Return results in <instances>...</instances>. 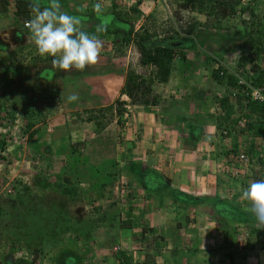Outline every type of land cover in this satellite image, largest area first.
Listing matches in <instances>:
<instances>
[{
  "label": "rangeland",
  "instance_id": "rangeland-1",
  "mask_svg": "<svg viewBox=\"0 0 264 264\" xmlns=\"http://www.w3.org/2000/svg\"><path fill=\"white\" fill-rule=\"evenodd\" d=\"M67 1L72 3V0ZM91 1L93 7L98 2L102 4L103 15L94 19V15L89 16L90 12L86 13L81 19L80 27L85 31L92 29L91 32L96 34V28L102 22L108 23V29H113L116 24L120 25L110 15L113 8L124 13L137 0ZM140 1L138 10L141 16L133 20L131 25L134 32L140 34L142 28H145L156 33L157 41L170 38L169 40L176 42L177 51L185 53L187 58L183 68L176 67L172 70L166 84L155 82L151 85V94L159 96V104L150 107L152 110L149 108V111L130 105L125 97L119 98L127 72H135L146 79L152 75L151 67L140 64L139 52L133 44L125 47L121 51L123 54L117 56L115 48L119 40L113 44L112 35L102 33L99 36L103 41V49L95 64L84 71L53 70V57L39 55L35 44L28 39L30 32H26L24 23L14 16V0H9L7 13L0 14V264H15L20 259L32 260L34 257L35 264H102L100 260L103 259H90V239L110 236L112 233H107L106 228L102 227L99 221L100 211L94 210L101 206L107 207L106 199L113 197L125 200L129 194L128 191L124 192L126 186L119 180L123 177L121 173L119 181H115L114 176L109 178L103 189L97 190L96 187L103 180L100 175H116L118 169L120 172L123 163L118 161L116 155L125 150L127 145V142L122 141L121 129L123 131L124 128L136 127L141 122L137 117L138 112H154L158 119L159 116L165 117V123L177 132L179 138H188L187 132L202 131L201 125L209 116L212 120L209 119L208 122H213L222 114L218 107L215 108L214 100L225 95L224 91L227 89L225 85H217L210 79L211 69L219 65H224L235 76L238 86L243 87L242 84L246 83L254 87L248 71L252 64H247L246 69L241 71L236 64L242 47H247L251 36L260 38L264 48V0H241L242 6H249L254 10L253 15L245 11L226 16L201 11L197 3L183 8L181 4L184 0ZM76 2H82L83 9L89 4L88 0ZM205 5L206 8L209 7L208 3ZM190 27L194 29V33L189 36L184 31ZM5 30H10V33H5ZM237 31H241V35H236ZM253 60L264 71V54ZM179 68L182 69L181 72ZM99 70H103L102 77L91 75ZM191 72L190 76L188 73ZM88 73L91 74L87 75ZM90 78L92 80L88 81ZM31 85L35 88L34 92L47 87L49 90H59L61 96L51 105H43V101L30 92ZM228 92L235 93L236 90ZM245 93L247 94V90ZM73 94L79 99L69 102L68 96ZM185 95L194 96L196 101L191 100L188 106H184ZM235 97H232L233 101ZM24 98H28L31 107L39 112L38 120L30 130L26 129L22 119ZM116 100L126 101L125 107L119 106V109H125L121 124L117 122L115 109L112 110L111 117L108 111H105L103 117L99 115L101 128L95 122L86 120L89 115L85 110H103L111 105L115 106ZM200 102L203 104L198 105V108L196 104ZM241 114V111H236L232 118L244 119L245 127L238 128L237 123L231 131L232 135L240 138L249 132L253 139L254 129L247 127L250 120ZM255 118L253 116L251 121ZM32 131L36 133L31 138L29 134ZM221 131L217 133L222 137L229 136L226 128ZM64 132L68 134L69 140L66 136L62 139ZM246 139V142L249 141L248 135ZM261 141V145H258L260 151L255 154L249 152V145L240 149L251 160L246 166H240L235 160L237 151L226 152L233 154L226 158L234 164V185H241L242 191L250 182L264 179V138ZM48 144L52 149L60 151L50 157ZM47 158L51 160L50 166ZM241 194L239 193V197ZM163 195L166 196L165 193ZM242 201L244 202L239 198L233 204L240 206L244 213L240 208L236 210L241 212L243 218L246 215L254 219L255 215L249 208L241 205ZM102 214H105V210ZM88 220L92 223L89 224ZM96 222L97 226L94 227ZM103 224L106 227L112 224L117 230L114 233L119 234V218L107 215ZM251 226L253 225L243 220L236 227L240 230L237 232V248L241 252L256 250V244L251 242ZM61 227L63 233L57 235L56 231ZM49 230L52 234H49ZM261 230L264 232V227ZM257 235L259 242L264 239V234ZM96 245L101 244H94L93 251L98 248ZM240 251L236 253L239 254ZM97 255L106 256L102 253ZM136 262L141 264L145 260L138 254ZM240 264L257 262L253 256Z\"/></svg>",
  "mask_w": 264,
  "mask_h": 264
},
{
  "label": "crops",
  "instance_id": "crops-1",
  "mask_svg": "<svg viewBox=\"0 0 264 264\" xmlns=\"http://www.w3.org/2000/svg\"><path fill=\"white\" fill-rule=\"evenodd\" d=\"M63 1L60 0V3ZM188 74L191 76L192 72ZM230 103L232 105L234 101ZM137 117L141 122L136 127L121 129L122 141L127 142V145L125 150L118 151L116 155L123 166H130L131 172H125L121 165L123 171L119 172L118 169L115 175V181L119 179L120 173L123 175L119 180L126 186L124 192H129L128 198L106 199L107 207L101 206L99 213V217L106 216L107 219V215L111 216L113 211H118L114 218H119V234L114 233L117 230L112 224L106 227L104 221H100L106 232L112 234L90 239V259H103L100 260L102 264H126L129 258L127 264H140L136 262L140 254L145 260L141 264H240L255 256L257 264H264V239L260 242L257 240V234H264L261 230L264 226L257 222L256 217L252 219L245 215L243 218L253 225L250 228L253 232L251 242L256 244V250L241 252L237 248V232L240 230L236 227L242 220L224 219L216 212L222 200H227L235 209L240 208L233 203L241 199L239 193H242V188L241 185H234V164L226 158L233 154L226 152H240L242 146L247 145L249 151L253 145L257 152L264 135L252 139L251 134L246 132L237 138V135L233 136L230 132L231 135L222 137L217 133L215 122H208L212 120L209 116L201 125L202 131L199 130L198 137L187 132V137L196 138V146L193 148L189 147L192 142L186 144L188 138H179L177 132L165 123V117L159 116L158 119L154 112H138ZM247 135L249 141L246 142ZM148 173L151 174L149 176L157 175L167 186L160 190H147L148 187H143V184ZM225 196L230 198L226 199ZM191 199L195 201L191 203ZM113 201L116 202L115 206H110ZM241 205L250 209L248 203L242 201ZM123 221H130L125 229L120 227ZM225 234L228 237L227 243ZM94 244L101 245H96L98 248L93 251ZM238 251L241 253L237 254ZM99 253L106 256H98Z\"/></svg>",
  "mask_w": 264,
  "mask_h": 264
},
{
  "label": "trees",
  "instance_id": "trees-1",
  "mask_svg": "<svg viewBox=\"0 0 264 264\" xmlns=\"http://www.w3.org/2000/svg\"><path fill=\"white\" fill-rule=\"evenodd\" d=\"M85 1V0H84ZM89 4L87 3V8L83 9L82 2L77 3L76 0H72V3L69 4L67 0H64L63 3H61L62 10L68 12L72 15H77L80 17V19H83L84 15L86 13L90 12L89 16H92V18L99 19V15L94 11V7L92 5V1L88 0ZM257 1V0H252ZM33 2V0H14V16L17 20H20L22 23H26V21L30 20L32 18V13L30 11L29 5ZM49 0H40L41 7H46L48 5ZM84 3V2H83ZM141 1L137 0L136 3L129 8L127 12H120L116 8L114 9L112 4V12H110V15L113 16V18H116L117 21H119V26L115 25L113 29H108L103 34H111L112 35V43L115 44L116 40H119V44H116L115 52L117 56H121L123 53L121 52L125 47L133 44L140 55V64L143 66L151 67L152 69V75L149 79L143 78L136 74L135 72H127L124 80V84L122 85L120 91H119V98L125 97L132 106H139L145 111H149V107H155L159 104V96L158 95H152L151 94V85L156 83L159 84H166L171 76L172 70H174L176 67H182L185 63H187L186 54L182 51H177L175 45L176 42L173 40H169L170 38H165L161 41H157L156 39L158 36L155 32H150L149 30H146L145 28H142V32L140 34L134 32L132 25V21L135 19H138L139 16H141V12L138 10L139 5ZM199 5L201 7V11L204 10L208 14H215L226 16L228 14L235 15L237 12L244 13L245 11H249L250 15L254 14V10L249 6H242L241 0H227V1H218V0H184V2L181 4V7L185 8L188 6H195ZM205 3H208L209 7L206 8L207 5ZM70 5V6H69ZM9 6V0H0V14H6L7 13V7ZM72 6V7H71ZM204 6V7H203ZM109 15V14H106ZM92 30V29H91ZM90 29L86 30L89 33L93 34V31L91 32ZM26 32L29 33V29L26 28ZM187 35H192L194 33V29L190 27L188 30L184 31ZM241 31H237L236 35H241ZM261 39L255 36H251L248 40L247 47H242L241 49V55L237 61L236 67L237 69L244 70L247 66V64H252L250 67V72L252 73V85L253 86H264V71L260 70V68L257 66V63L254 58L259 57L261 54H264V48L261 43ZM120 51V52H119ZM184 63V64H183ZM180 72L182 71L181 68H179ZM105 71V70H104ZM210 78L214 82H216L217 85H225L227 91L225 95H222L220 98H215V108L218 107L222 114L218 117V120H215L216 129L219 133H221L223 128H226L227 133L230 134V132L233 130V127L237 124L239 118H232V115L236 111H241L244 117H246L250 122H248V128L254 129V135L260 136L264 134V106L262 104H259L257 102L251 101L250 97L248 95H245L244 88L242 86H238L237 80L235 76L228 72L227 68L224 65H219L217 68H212L210 71ZM103 73V70H99L94 73H88L87 75L92 76H101ZM86 74V73H85ZM92 88V87H91ZM35 88L31 85L29 86V90L33 95H36L38 98H40L43 101V105H51L52 103L56 102V99H58L61 96V92L58 90H49L47 87L45 89H40L39 92L33 91ZM230 89H236L238 90L236 93V97L234 99V103H230L229 96H228V90ZM242 91H239V90ZM90 94V93H89ZM92 94V93H91ZM184 106H188V103L193 100L196 101L194 96H186L184 97ZM204 102V101H203ZM203 102H200L196 104V106L203 104ZM126 105V101H120L116 100V105H111L106 109L103 110H96V112L92 109L85 110L86 113H88V117L86 120L88 122H95V125L99 128L102 127V124L98 122L99 115L104 116L105 111H108L109 116L111 117L112 110L115 113V116L118 118L117 122L118 124H121V119L123 117V114L125 112V109H119V106ZM217 105V106H216ZM236 106V109H235ZM116 107V108H115ZM200 108V106H198ZM24 111L22 112V119L25 122V127L27 130H30L33 128L34 124L37 122L39 117V112L36 111L33 107H31V103L28 100V98H24ZM95 112V113H94ZM96 113L98 115H96ZM211 115V114H210ZM255 116V120L252 122V117ZM227 124V127L226 125ZM229 125V126H228ZM37 131V130H36ZM36 131H32L29 134V137H34ZM192 133V132H190ZM193 135L199 136V131L195 130L193 132ZM66 136V139H68V134L64 132V135L62 136V139ZM222 136V135H221ZM187 139V138H186ZM69 140V139H68ZM187 142H192L189 147H195L196 146V138L195 137H188L186 140ZM51 143V142H50ZM49 148L48 151L50 152V157H52L54 154L58 153L59 149H52L50 144H48ZM63 147V146H61ZM251 153H256L253 145L250 148ZM52 154V156H51ZM51 160L50 158H47V164L50 166ZM122 170V169H120ZM123 170L125 172H131L129 164H126L123 166ZM122 170V171H123ZM98 171V170H97ZM147 171V170H145ZM145 173V172H144ZM146 178L143 184V187H148L147 190L155 188L156 190L164 189L167 186V183L163 180H161L157 175L146 174ZM103 177V180H101L100 184H97L96 187L97 190L103 189L105 185L107 184V181L109 178H114L115 174H105L100 175ZM150 177V178H148ZM165 186V187H164ZM95 187V186H94ZM126 189V188H125ZM146 189V188H145ZM27 191V189H25ZM25 191V192H26ZM192 201H195L194 199H191ZM219 206L216 208V212L223 217L224 219H230V220H241L242 214L239 210H236L233 208V206H230L231 203H229L227 200L220 201ZM244 202L247 204V201L244 200ZM116 202L113 201L110 206H113ZM249 204V202H248ZM109 206V207H110ZM115 206V205H114ZM101 207L95 208L97 212L101 211ZM118 211H113V218L115 215H117ZM99 221H105L106 216H100ZM244 220V219H243ZM242 220V221H243ZM98 221V222H99ZM130 221H123L120 223V227L125 229L124 227L126 225H129ZM88 223H92L88 220ZM96 224H94L95 227ZM81 226H84L83 224ZM97 226V225H96ZM51 230H49V234ZM57 235H61L63 233L62 227L56 231ZM59 233V234H58ZM227 236L225 237V241H227ZM118 254L122 255L120 252H117ZM119 255V256H120ZM124 256V254H123ZM119 258V257H118ZM126 259V258H125ZM129 259V258H128ZM128 259L126 260V264L129 263ZM36 258L34 257L32 260L28 259H20L15 264H35Z\"/></svg>",
  "mask_w": 264,
  "mask_h": 264
},
{
  "label": "clouds",
  "instance_id": "clouds-1",
  "mask_svg": "<svg viewBox=\"0 0 264 264\" xmlns=\"http://www.w3.org/2000/svg\"><path fill=\"white\" fill-rule=\"evenodd\" d=\"M29 7L32 18L24 23V27L28 28L30 32L28 39L35 44L39 55L53 57L51 64L53 70L59 69L68 72L75 69L84 71L88 66L98 61L103 49V41L99 34L107 31L108 23L106 21L97 26L96 34H92L80 27L81 19L79 16L62 10L60 0H49L48 5L43 8L40 0H33ZM94 11L97 14H102V4L96 3ZM248 71L250 72V69ZM250 74L252 75L251 72ZM245 90L247 88H244ZM237 91L235 93L228 92L230 102L233 101L232 97L236 96ZM78 99L79 97L75 94L68 96L69 102ZM240 153L246 155L248 159L246 165H248L251 162L250 158L244 152H238L237 156ZM237 156L235 160L239 162ZM239 165L246 166L241 165L240 162ZM241 199L249 202L250 211L255 215L257 222L264 226V179L250 182L242 191Z\"/></svg>",
  "mask_w": 264,
  "mask_h": 264
},
{
  "label": "built area",
  "instance_id": "built-area-1",
  "mask_svg": "<svg viewBox=\"0 0 264 264\" xmlns=\"http://www.w3.org/2000/svg\"><path fill=\"white\" fill-rule=\"evenodd\" d=\"M25 26H26V24H25ZM243 84H245L247 86V95L250 97V99L252 101L258 102L264 106V86L252 87L246 83H243ZM237 127L238 128L245 127V120L241 118L237 124ZM224 134H225V132H224ZM237 158L239 159V162L243 165H246V163L248 162L246 155L243 153L238 154Z\"/></svg>",
  "mask_w": 264,
  "mask_h": 264
},
{
  "label": "flooded vegetation",
  "instance_id": "flooded-vegetation-1",
  "mask_svg": "<svg viewBox=\"0 0 264 264\" xmlns=\"http://www.w3.org/2000/svg\"><path fill=\"white\" fill-rule=\"evenodd\" d=\"M12 29H14V28H12ZM4 32H5V33H7V32L10 33V30H7V31L5 30ZM0 39H1V38H0Z\"/></svg>",
  "mask_w": 264,
  "mask_h": 264
}]
</instances>
